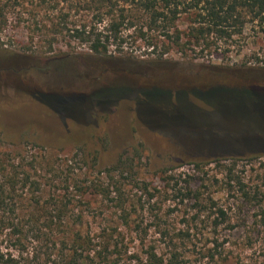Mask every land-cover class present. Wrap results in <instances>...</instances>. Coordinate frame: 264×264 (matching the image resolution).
<instances>
[{
  "label": "rangeland",
  "instance_id": "rangeland-1",
  "mask_svg": "<svg viewBox=\"0 0 264 264\" xmlns=\"http://www.w3.org/2000/svg\"><path fill=\"white\" fill-rule=\"evenodd\" d=\"M5 3L0 140L29 160L47 154V195H90L96 185L97 195H124L148 241L162 248L171 237L187 264L264 263L259 25L249 21L231 39L178 47L162 26L149 30L146 15L126 6L136 26L128 18L124 43L99 57L74 36L84 27L103 31L106 22L97 25L94 12L73 1ZM53 24L66 29L55 34ZM177 25L187 31L189 17ZM85 211L90 228L125 227L113 206ZM32 252L29 245L13 253L25 264Z\"/></svg>",
  "mask_w": 264,
  "mask_h": 264
},
{
  "label": "trees",
  "instance_id": "trees-1",
  "mask_svg": "<svg viewBox=\"0 0 264 264\" xmlns=\"http://www.w3.org/2000/svg\"><path fill=\"white\" fill-rule=\"evenodd\" d=\"M6 1L20 5L26 0H0V32L5 30L8 22ZM63 1H73L94 12L97 25L106 22L103 31H98L96 27L74 31V36L82 44H88L91 53L99 57L108 55L109 47L114 43H124L121 28L129 18L125 14L126 6L146 15L149 30L162 26L165 31L163 36L173 39L178 47L191 43L200 45L210 42V39H231L234 35L242 34L249 21L256 22L264 35V0ZM132 13L129 28L136 26V13ZM182 15L189 17L187 31H180L177 25ZM65 29L59 24H53L52 28L55 34ZM138 32L145 40L143 29L140 28ZM184 36L186 43H183ZM147 45L153 51L156 48L151 38ZM1 140L0 264H21L13 252H27L29 245L33 247L32 259L24 260L25 264H187L185 253L164 231L160 234L169 241H163L162 248L148 241L149 230L141 227V221L132 220L130 203L124 195H97L100 189L96 185L93 187L95 194L88 188L90 195H47V154L38 151L29 160L19 151L6 149ZM231 167H235V164ZM231 167L228 171L230 175L233 171ZM171 179L168 177L169 181ZM238 183L242 185L241 181ZM192 193L189 190L186 195ZM243 193L247 197L245 190ZM94 204H97V208L113 206L115 215L125 227L109 225L90 228L89 215L85 210L93 208ZM219 213L224 215L222 211ZM260 218L264 224V212ZM131 224L136 225L134 230L130 229Z\"/></svg>",
  "mask_w": 264,
  "mask_h": 264
}]
</instances>
